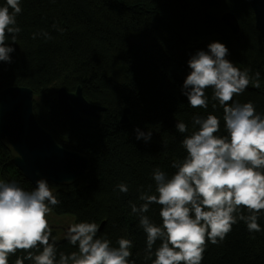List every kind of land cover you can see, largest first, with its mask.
<instances>
[{"label": "trees", "instance_id": "obj_1", "mask_svg": "<svg viewBox=\"0 0 264 264\" xmlns=\"http://www.w3.org/2000/svg\"><path fill=\"white\" fill-rule=\"evenodd\" d=\"M5 2L0 0V6ZM21 7V32L15 44L8 40L15 49L11 63L0 61V91L13 85L32 88L39 123L60 145L89 158L82 179L60 184L47 180L61 200L52 213L70 216L75 223H98L97 235L107 236L113 246L120 237L131 239L130 259L151 264L144 259L146 234L130 202L139 206L142 192L155 194V168L175 172L171 165L186 155L181 142L194 130L193 116H218L219 134L226 135L223 108L212 100V89L206 91V110L190 107L182 94L191 56L207 51L213 41L225 44L227 59L241 70L249 69L250 77L260 72L259 88L253 79L234 101H251L257 113L264 114V40L250 0H21ZM226 12L237 16L238 33L223 21ZM78 85L89 101L107 108L99 117L73 122L63 113L58 90ZM125 107L131 112L122 122ZM177 121L186 123L189 133H179ZM137 128L151 130L150 141L137 140ZM15 156L8 141L0 138V180L35 188L16 166ZM120 183L128 186L127 193L118 190ZM159 209L154 204L147 213L157 224ZM258 223L264 229V213ZM51 227L58 253L77 250L64 239V231L58 234L61 228ZM15 259L10 257L9 264ZM202 264H264V231L250 233L238 222L221 244L208 243Z\"/></svg>", "mask_w": 264, "mask_h": 264}, {"label": "clouds", "instance_id": "obj_2", "mask_svg": "<svg viewBox=\"0 0 264 264\" xmlns=\"http://www.w3.org/2000/svg\"><path fill=\"white\" fill-rule=\"evenodd\" d=\"M21 13V0H6L0 6V61L11 63L10 53L15 49L8 40L11 37L15 44L21 32L17 25ZM43 35L50 38L47 32ZM207 48L188 60L191 71L182 94L190 107L206 110V91L212 89V100L223 108L226 135L219 134L218 116H193L194 130L181 142L186 155L171 165L175 172L169 175L155 168V194L142 192L139 206L130 202L131 212L146 234L144 259L151 264H202L208 243L221 244L241 221L250 233L264 231L258 223L264 213V114L257 113L251 101H234L253 79L259 88L260 72L250 77L249 69L241 70L227 59L229 49L219 41ZM175 127L179 133H189L183 121H177ZM135 131L137 140L150 141L151 130ZM117 188L121 193L129 190L125 183ZM60 204L46 179L36 181L31 190L15 181L0 180V264H9L12 256L15 264H135L130 259L133 241L120 237L118 246H113L107 236L97 235L100 225L96 222L70 224L64 239L77 250L58 253L49 215ZM154 204L160 206V224L147 215ZM157 241L160 244L153 250Z\"/></svg>", "mask_w": 264, "mask_h": 264}, {"label": "water", "instance_id": "obj_3", "mask_svg": "<svg viewBox=\"0 0 264 264\" xmlns=\"http://www.w3.org/2000/svg\"><path fill=\"white\" fill-rule=\"evenodd\" d=\"M250 3L256 26L264 40V0H250ZM222 19L234 33L240 31L239 20L233 12L224 13ZM34 99V90L24 85L8 86L0 91V138L7 140L16 152V166L34 184L40 179L57 184L82 179L89 167L88 156L66 148L55 140L39 123ZM58 103L73 122H81L84 116L99 117L100 112L107 109L89 101L82 85L75 90L60 88ZM130 112V107L124 108L122 122L128 120Z\"/></svg>", "mask_w": 264, "mask_h": 264}, {"label": "rangeland", "instance_id": "obj_4", "mask_svg": "<svg viewBox=\"0 0 264 264\" xmlns=\"http://www.w3.org/2000/svg\"><path fill=\"white\" fill-rule=\"evenodd\" d=\"M49 223L51 226H55V227H59V228H62L61 225H66L69 226L70 224L72 223H75L74 222V218L70 217V216H60V215H56V214H53L52 212L50 213L49 215ZM58 228V229H59ZM58 234H62V230L60 229L58 231Z\"/></svg>", "mask_w": 264, "mask_h": 264}, {"label": "flooded vegetation", "instance_id": "obj_5", "mask_svg": "<svg viewBox=\"0 0 264 264\" xmlns=\"http://www.w3.org/2000/svg\"><path fill=\"white\" fill-rule=\"evenodd\" d=\"M61 226H62V228H61L62 231H64V228L66 227V225H61Z\"/></svg>", "mask_w": 264, "mask_h": 264}]
</instances>
